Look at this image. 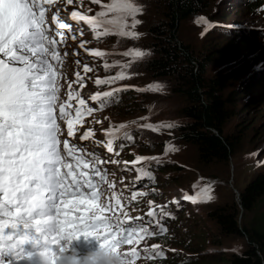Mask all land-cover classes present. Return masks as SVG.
<instances>
[{
  "label": "snow or ice",
  "instance_id": "1",
  "mask_svg": "<svg viewBox=\"0 0 264 264\" xmlns=\"http://www.w3.org/2000/svg\"><path fill=\"white\" fill-rule=\"evenodd\" d=\"M91 2L100 5L101 10L91 16L71 11V21L88 25L97 40L110 34L138 38L135 29L142 23L137 17L143 7L137 0ZM59 3L64 0H0V264H10L3 260L6 253L14 255L17 260L30 257L32 253L26 252L23 245L29 241L34 245V241L42 237L52 238L53 244L64 251L68 244L55 239L57 228L69 238H78L81 234L97 237L101 240L100 248L117 251L123 264H135L141 258V252L144 259L162 258L164 253L159 245L139 251L136 247L128 251H121V248L166 233L161 221L169 213L161 210V219L158 220V212L151 209L146 214L149 219L145 223H141L143 217L121 220L117 210L124 216L128 213L123 211L120 199L117 198L114 204L102 199L101 185L106 183L108 176L107 170L99 167L103 161L69 139L61 140L65 134L61 122L66 124V136L73 138L79 130L77 126L83 125V118L91 115L93 109L71 84L68 85L67 100L61 101L63 59L57 44H62L65 39L61 30L71 33L72 24L60 19V9L52 13ZM73 3L74 0H66L67 5ZM48 13H52L51 26ZM101 28L103 30L98 31ZM94 55L104 57L105 52L95 51ZM122 55L135 61L147 52L129 49ZM103 67L107 70L113 65L105 62ZM127 67V64L123 65V68ZM83 70L85 73L92 71L87 65ZM125 78V72L120 71L115 76L96 79L94 83L97 86L111 85ZM74 83L83 87L79 73ZM162 87L153 83L138 90L158 91ZM122 90L98 92L91 96V100L104 108ZM72 100L77 101L74 110ZM165 126L173 128L176 125L169 123ZM143 127L151 129L153 125ZM105 134L108 152L113 151L116 141L132 140L131 132L124 124ZM92 135L91 130L85 131L79 140H88ZM145 178H153L151 171L139 169L138 179ZM209 192L206 187L203 196L197 193L183 198L196 203L198 198L211 199ZM137 195L147 193L134 192L131 200L135 201ZM33 219L36 224L55 223L41 234L30 226L28 221ZM147 225H153L157 231H151Z\"/></svg>",
  "mask_w": 264,
  "mask_h": 264
},
{
  "label": "rangeland",
  "instance_id": "2",
  "mask_svg": "<svg viewBox=\"0 0 264 264\" xmlns=\"http://www.w3.org/2000/svg\"><path fill=\"white\" fill-rule=\"evenodd\" d=\"M256 1L221 0L218 5V8L221 9V15L214 18L222 22L224 27L231 25L249 26L253 30L246 29L247 32L252 31L246 34L247 38L252 35L255 42V39L258 37L256 45H250L249 48L246 47L245 41L233 42L234 45H238L235 49L240 53L236 63L241 61L242 64L246 65L251 62L253 68L245 71V74L241 71L239 78L234 82L230 81L225 89L226 97L230 92H235L232 93V96H236V104H238L237 113L231 118L226 127V132L233 135H237L238 131L242 132V134L244 133V137L237 145L236 152L228 162H217L213 165L200 163L196 145L167 134L165 125L169 123L175 124L173 132L178 134L179 123L184 120V116H181L180 110H178L180 100L172 97L171 101H169L168 95L161 88L163 91H142L148 97L146 102H143L144 99L142 96H139L140 90L138 89H146L153 83L161 85L158 77L151 78L147 75V69L144 66L139 68L140 71L131 73L125 79L113 83L117 84L118 88H124V90L116 93L112 104L108 106V109L112 112V114H109V117L113 121L127 120L131 122L130 120H137L135 124L138 128L130 129L132 140L126 141L123 144L127 155H157L164 153L162 157H158L163 162L157 164L150 163L149 165V171L153 172L157 179L153 183L141 187L142 192L147 193V195L142 196L144 199H150L151 202H155L157 198L154 191L157 189H161L159 198L168 197L169 195H177L178 197L181 195L195 196L197 193L203 196V189L206 188V181L202 178L204 174L219 177L220 180L215 179V183H220L221 185L218 188L217 203L227 202L231 198L239 199L240 193L247 183L257 173L264 171V71H261L264 68V3L258 5ZM108 2L110 0H102V3ZM137 2L143 7V12L137 17L142 23L136 27L135 31L137 33H145L156 18L161 16V13L154 0H137ZM216 3L217 0L211 1L210 12H212V5ZM67 7L75 11H87L93 14L101 10V6H96V4L88 0H74V3L67 5ZM196 25L198 28L190 25L188 22L180 23L182 37L195 53L213 50L212 46L214 44L218 46L226 45L227 51L229 50L231 38L219 35L216 32L208 34L207 31L210 29V26L199 21L196 22ZM99 30L102 31V29ZM253 32L255 33L254 35ZM150 39L148 37L147 42ZM80 43L81 45L83 44V48L90 50L91 54H94L95 51L105 52L104 57H98L99 63H108L116 57L123 60L128 59L126 56L113 53L114 47L126 46L124 42L119 41L115 36H106L97 40L93 32L91 36L83 35L80 37ZM230 51L226 53H230ZM235 57L230 54L229 57L224 58L223 63L227 65L225 68H222V65H209L205 77L230 70L235 66V63L230 65L228 62L234 60ZM110 64L113 67L105 70L102 66L100 69H94V72H101L106 76L112 74L111 77L115 76L118 73V66ZM260 67L262 69L259 70ZM153 100L157 101V104L169 105L158 106L156 110L150 108L149 105L143 108L144 104H152L150 101ZM144 115L147 116L142 120ZM145 124H152L157 132L147 135L145 130L148 128L143 127ZM165 135H168V137L165 138ZM166 141L169 142L170 147L165 153V147L163 148L161 143ZM141 142H147L148 148L141 144ZM165 157L170 159H164ZM159 166H161V169H159ZM148 190L151 192H147ZM202 201L205 200L198 198L196 203L186 200L184 208L179 209V207H174L170 210L176 212L178 220L172 221L168 230L174 236L170 238L169 243H163L162 248L166 249L171 260H174L176 257L174 254L176 251H179L183 255H194L195 253L188 246L201 250L199 254L218 253L220 255H230L231 253H241L246 249L247 243L245 239L237 236H220L217 225L205 218L201 214L200 209L197 210V205ZM262 205H264V201ZM245 215L244 213V220H246ZM252 216V214H248L247 220ZM158 236L145 238V240L140 241L138 244H133L132 247H136L138 251L147 248ZM209 240L223 243L216 246L209 244ZM143 255V252H141V258L135 264H151L155 260L144 259ZM211 260L212 257H205L200 262L202 264H213ZM222 262L225 263V261Z\"/></svg>",
  "mask_w": 264,
  "mask_h": 264
},
{
  "label": "trees",
  "instance_id": "3",
  "mask_svg": "<svg viewBox=\"0 0 264 264\" xmlns=\"http://www.w3.org/2000/svg\"><path fill=\"white\" fill-rule=\"evenodd\" d=\"M154 1L158 5L161 16L156 18L145 33H138L137 39L120 37L124 39L126 44L120 48L122 53L129 49H140L146 51L147 55L135 61L128 57L127 63H125L128 67L123 68L125 65L123 64L121 71H124L128 76L140 71L139 68L144 66L149 77H158L164 91L160 90L168 95L169 101L172 97L180 100L178 110H180V115L184 116V120L179 123L178 134L173 132L174 127H165L167 134L196 145L200 163L213 165L217 162H228L236 152L237 145L244 137V133L238 131L237 135H233L226 132V127L231 118L237 113L238 104H236V96H232V93L235 92H230L226 97L225 89L230 81L234 82L239 78L241 71L245 74V71L253 68L251 62L246 65L242 64L241 61L236 63L240 53L235 49L238 45H234L233 42L245 41L246 47L249 48L250 45H256L258 37L254 42L252 35L248 38L246 36L252 31L247 32L244 29L223 30L210 26L207 31L208 34L216 32L231 38L229 50L227 51L226 45L214 44L213 50L195 53L182 37L180 23L188 22L198 28L197 20L194 19L195 14H204L211 18L219 17L221 9L218 8V5L221 0H217V3L212 5V12H210L212 0ZM256 2L260 5L264 3V0H257ZM148 37L151 38L149 42H147ZM229 51L230 53H226ZM230 54L236 56L234 60L228 62L230 65L235 63L234 67L221 74L205 77L209 65L227 67L223 62L224 58L229 57ZM260 69L262 68L260 67ZM261 71H264V68ZM139 95L143 97V102H146L148 97L145 96L144 92L140 91ZM150 102H155V100ZM144 105H149L150 108L156 110L158 106L169 104ZM154 132L157 131L145 130L147 135ZM168 135H165V138ZM167 142H162L161 145L164 147ZM141 144L148 148L147 142H141ZM204 176L220 180L216 176ZM207 185L208 182L206 181L205 186ZM220 186V183H215L209 187L208 195L211 199L200 202L197 205V210L200 209L205 218L217 225L220 236H237L245 239L246 249L241 253H231L230 255L199 254L201 250L188 246L195 253L189 256L190 261H183L182 263L175 261L174 264H202L200 260L205 257H212L211 263L213 264H264V205H262L264 201V171L257 173L247 183L240 193L239 199L231 198L227 202L217 203ZM244 213L246 220L243 219ZM248 214L253 216L247 220ZM170 215H166L169 222L178 220L175 212L170 213ZM169 234L172 235L171 232ZM221 243L223 242L209 240V244L212 245L219 246ZM162 264H168V262Z\"/></svg>",
  "mask_w": 264,
  "mask_h": 264
},
{
  "label": "clouds",
  "instance_id": "4",
  "mask_svg": "<svg viewBox=\"0 0 264 264\" xmlns=\"http://www.w3.org/2000/svg\"><path fill=\"white\" fill-rule=\"evenodd\" d=\"M61 4L62 3H59L57 5ZM76 43L77 41L73 40L65 47V49L67 50V55L73 54V47L76 45ZM70 61L73 62L74 58L70 57ZM72 89L75 88L72 87ZM93 93L96 94L97 91L94 90ZM146 106L144 105L143 108H145ZM107 114L111 113L108 111ZM90 118L94 122L88 126V131L91 130L92 133H94L95 131H99L102 128H105L102 125L110 122L109 118L103 114L92 115L90 116ZM82 135L83 133L80 132L76 133V136L73 138L66 137L65 139H69L71 143L77 144L84 151L93 153L94 155L98 156L101 161H103V163H101L99 167H103L102 170L106 169L108 173L106 183L101 185V188L104 191V197L102 198L104 202H110L114 204L115 200L119 198L121 201V205L123 206V211L128 213L127 216H124L123 213L117 210V215L120 216L121 220L143 217L144 219L141 221V223H145L149 219L146 215L149 211L147 207H149V205H151L153 202H151L150 199H144L142 196L139 195H137L135 201H132L131 197L134 192H142L141 187L148 184L147 178L142 180L138 179L139 169L145 168L146 170H149L150 163L156 164L155 161L148 158L141 159V161L138 163H134L133 161H131V163L128 165H120L114 162V154L108 155L104 153L103 147L101 146L103 136L100 135L99 140H94L91 136L88 140L81 141L79 140V137ZM121 143L124 144L125 141H122ZM85 159H88V157L86 156ZM202 178L204 180H207L211 177H206L203 175ZM211 179L215 180V178ZM134 181L135 183H133ZM108 185H113V187L109 188ZM147 192L150 193L151 191L148 190ZM154 194L157 198V205L155 209L158 212L157 217L160 216L159 213L161 212V210L166 209L167 211L172 206L176 207L179 204V202L172 200L174 197H176L175 199H179L177 195H169L168 197L164 196L163 198H159V196L161 195V189H157L156 193ZM28 222L30 223L31 227L37 229L38 232L41 234H43L49 227L53 226L55 223L54 221H52L47 224L43 222L40 224H36L34 219ZM171 223L172 222H169L168 220V224ZM147 226L149 227V225ZM168 231L169 230H167L165 235L169 238L173 237L174 235L169 234L170 231ZM54 237L56 240L60 241L65 245L69 244L70 242L72 243L70 247L65 248L64 251H60L59 245H54L52 238L42 237L41 240L34 241V245L32 242L29 241L26 242L23 247L26 252L32 253L34 252V247L36 245H39V247L37 248V252L42 264H123V260L118 254V252L109 250L107 248H100L101 240L97 239V237L95 236L86 237L81 234L78 238H69L57 228ZM158 242L159 240L156 238V240L154 242H151L150 246H148L147 248H151L155 244L159 245ZM165 243L169 242L165 241ZM131 247L132 245L122 246L121 251H128ZM11 256L12 258L15 257L14 255ZM175 261H177L176 263H182L183 261L189 262L190 257L188 255L180 254L177 255L174 260H171V258L163 256L162 258L155 259L151 264H162L163 262H168V264H174ZM14 263L17 264L16 262Z\"/></svg>",
  "mask_w": 264,
  "mask_h": 264
},
{
  "label": "bare ground",
  "instance_id": "5",
  "mask_svg": "<svg viewBox=\"0 0 264 264\" xmlns=\"http://www.w3.org/2000/svg\"><path fill=\"white\" fill-rule=\"evenodd\" d=\"M64 21H65L66 23H70V24H72L71 21H70L68 18L64 19ZM103 89H105V88H103Z\"/></svg>",
  "mask_w": 264,
  "mask_h": 264
}]
</instances>
